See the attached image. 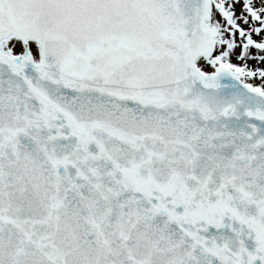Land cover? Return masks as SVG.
I'll return each mask as SVG.
<instances>
[{"label":"snow or ice","instance_id":"1","mask_svg":"<svg viewBox=\"0 0 264 264\" xmlns=\"http://www.w3.org/2000/svg\"><path fill=\"white\" fill-rule=\"evenodd\" d=\"M0 264H264V0H0Z\"/></svg>","mask_w":264,"mask_h":264}]
</instances>
